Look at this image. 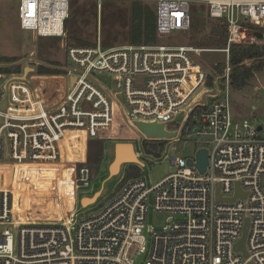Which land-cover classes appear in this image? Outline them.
<instances>
[{
    "label": "built area",
    "instance_id": "obj_1",
    "mask_svg": "<svg viewBox=\"0 0 264 264\" xmlns=\"http://www.w3.org/2000/svg\"><path fill=\"white\" fill-rule=\"evenodd\" d=\"M70 1L19 0L21 29L63 36ZM146 1L159 38L188 32L192 6L204 5L224 21L225 48L103 49L98 38L64 46L62 85L42 84L34 69L0 72V264H264V127L236 122L229 95L231 46L264 43V0ZM205 51L225 56L210 88L211 75L193 58ZM117 123L136 137L103 136ZM138 123L201 143L205 173L196 154L170 158L173 173L156 184L136 176L120 185L121 176L107 202L80 217L76 206L86 209L89 196L78 193L94 181L88 141L160 140L146 138ZM149 213L165 216L158 230L146 224ZM245 229L244 255L236 246Z\"/></svg>",
    "mask_w": 264,
    "mask_h": 264
},
{
    "label": "rangeland",
    "instance_id": "obj_2",
    "mask_svg": "<svg viewBox=\"0 0 264 264\" xmlns=\"http://www.w3.org/2000/svg\"><path fill=\"white\" fill-rule=\"evenodd\" d=\"M134 1L154 6L152 2L146 0H102L100 6L98 0H71L70 6L72 4V7L70 9L73 10V17L69 20L68 32H63L61 37H38L32 32L21 29L18 15L19 0H0V60L2 58H17L16 61L11 63L0 61V68L4 69L9 66L14 69L19 67L20 74H23L25 69L37 71L39 66H44L57 69L62 71L61 74H64L63 69L66 66L64 46H88L79 45L77 41L71 40V35L82 42H89L91 45L95 44L99 38L103 49L128 45L127 32L130 24V6ZM192 9L196 18V27L185 33L173 31L167 37H157L156 44L183 45L212 50L202 48L196 44L206 38L219 22L207 15L204 5L194 4ZM45 43L48 44V49H46V52H40L41 45ZM193 58L210 74L213 73L212 69L215 64L223 63L225 56L222 53L205 51L194 55ZM50 62H57L58 65H52ZM28 75H31L30 71L27 72ZM41 78L42 84L51 82L53 86L54 82L60 81L62 85L60 76L50 75ZM229 95L231 113L236 122L247 119L254 122L255 125H263L264 127V67L254 74L246 88L242 91L231 89ZM173 129H175L173 126H166L167 131ZM176 138L179 139L178 134L170 140L163 139L164 141H161L163 146L158 158L144 155L141 151L144 140L142 137L137 142H124L134 146L135 153L139 154L140 160L145 164V169L139 170L137 176H147L151 184H156L174 172V168L170 165V158L194 159L196 151L201 148L202 144L182 138L176 142ZM116 143L113 140L106 141L102 165L92 182L91 188L78 193L79 196L87 195L88 198H91L95 193L101 191L95 204L83 205L86 209L81 208L79 203L77 204L76 208L82 218L91 216L107 202L114 192L117 182L123 176L126 166H137L135 164L123 165L119 174L112 178L109 177V166L114 157L113 147ZM207 148L211 150L212 145ZM68 207L72 208L74 205L68 204ZM164 219V215L149 213L146 224L152 225L158 230L163 225Z\"/></svg>",
    "mask_w": 264,
    "mask_h": 264
},
{
    "label": "trees",
    "instance_id": "obj_3",
    "mask_svg": "<svg viewBox=\"0 0 264 264\" xmlns=\"http://www.w3.org/2000/svg\"><path fill=\"white\" fill-rule=\"evenodd\" d=\"M72 7V4L71 6ZM72 8H69V16L64 21V31L68 32L69 20L73 17ZM71 13V14H70ZM71 15V17H70ZM70 17V18H69ZM130 24L127 32V38L129 45H155L157 43L156 34V17L154 12V6L145 4L140 1L132 2L130 6ZM219 24L214 27L206 38L197 42V46L208 49L220 50L226 46V27L223 20H218ZM196 27V18L191 12V28ZM71 40L77 41L79 45H91L89 42L81 41L70 36ZM40 52H46L48 44L41 45ZM17 58H2L0 61L5 63H11L16 61ZM250 62V64H249ZM52 65H58L57 62H50ZM264 67V43L260 45H232L230 49V78L231 87L235 91H242L249 85V82L254 77V74L260 71ZM224 68L223 63L215 64L207 81V87H212L214 76L221 74ZM2 71H14L20 72L19 67L13 68H0ZM62 71L57 69H51L49 67L39 66L37 73L42 76H58L62 75ZM103 136H112L113 138L132 139L136 135L128 127L122 123H117L115 129L111 132H104ZM104 140H89L87 143L86 153V166L89 168L93 179L98 174L103 160ZM163 142L161 140H143L142 152L145 156H152L154 158L159 157L160 150L162 149ZM123 178L120 185L129 181L130 179L138 175L139 168L134 165H128L124 168Z\"/></svg>",
    "mask_w": 264,
    "mask_h": 264
},
{
    "label": "water",
    "instance_id": "obj_4",
    "mask_svg": "<svg viewBox=\"0 0 264 264\" xmlns=\"http://www.w3.org/2000/svg\"><path fill=\"white\" fill-rule=\"evenodd\" d=\"M259 39L263 38V34L258 35ZM31 69H25L23 71V76L27 75V72H29ZM138 129L140 132L148 139H171L175 136L174 133H169L164 130L163 125L158 124H144V123H138L137 124ZM260 130V127H259ZM114 157L113 160L109 166V177L112 178L113 176L119 174L120 168L123 165L127 164H135L137 166H142V163L138 160L137 155L135 153L134 146L130 143H116L113 147ZM188 164H191V162H188ZM195 167L198 169V172L200 174H204L206 167H207V152L206 150H199L196 153V163ZM101 191L95 193L91 200L94 199V201L91 203H95L97 198L100 196ZM90 204V205H91ZM83 205V203H82ZM245 232L246 229L243 232V236L239 242V244L236 246L237 250H240L244 255V238H245Z\"/></svg>",
    "mask_w": 264,
    "mask_h": 264
},
{
    "label": "bare ground",
    "instance_id": "obj_5",
    "mask_svg": "<svg viewBox=\"0 0 264 264\" xmlns=\"http://www.w3.org/2000/svg\"><path fill=\"white\" fill-rule=\"evenodd\" d=\"M125 144V143H124ZM139 160V159H138ZM92 198V197H91ZM91 198H84L83 200H82V203H83V205H85V204H91L93 201H94V199H92L91 200Z\"/></svg>",
    "mask_w": 264,
    "mask_h": 264
}]
</instances>
